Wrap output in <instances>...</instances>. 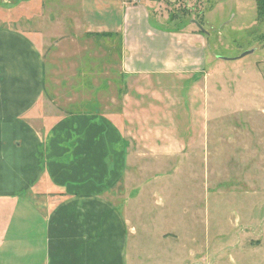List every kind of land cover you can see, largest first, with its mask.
I'll return each mask as SVG.
<instances>
[{"label": "rangeland", "instance_id": "1", "mask_svg": "<svg viewBox=\"0 0 264 264\" xmlns=\"http://www.w3.org/2000/svg\"><path fill=\"white\" fill-rule=\"evenodd\" d=\"M156 2L168 29L202 35L205 72L129 78L127 99L120 41L111 42L109 53L106 42L86 37L78 0H0V27L42 35L58 87L47 114L59 117L68 107L93 111L87 101L94 95L101 105L95 111L119 124L128 156L126 198L113 208L126 221L125 244L115 245L127 255L122 264H264V17L258 18V2ZM182 54L186 69L190 56ZM79 66L89 67L94 79L78 91ZM103 83L106 89H98Z\"/></svg>", "mask_w": 264, "mask_h": 264}, {"label": "crops", "instance_id": "2", "mask_svg": "<svg viewBox=\"0 0 264 264\" xmlns=\"http://www.w3.org/2000/svg\"><path fill=\"white\" fill-rule=\"evenodd\" d=\"M78 1L86 37L109 53L120 41L125 99L129 78L205 72L202 35L168 29L156 0ZM41 38L0 27V264H122L127 255L115 245L125 244L126 221L113 208L125 197L127 141L115 119L95 111L94 95L93 111L46 113L57 86ZM88 68H77L78 91L94 79Z\"/></svg>", "mask_w": 264, "mask_h": 264}, {"label": "trees", "instance_id": "3", "mask_svg": "<svg viewBox=\"0 0 264 264\" xmlns=\"http://www.w3.org/2000/svg\"><path fill=\"white\" fill-rule=\"evenodd\" d=\"M27 1L28 0H24V2ZM257 2H258V18L262 19V17H264V0H257ZM68 113L70 114V112Z\"/></svg>", "mask_w": 264, "mask_h": 264}, {"label": "water", "instance_id": "4", "mask_svg": "<svg viewBox=\"0 0 264 264\" xmlns=\"http://www.w3.org/2000/svg\"><path fill=\"white\" fill-rule=\"evenodd\" d=\"M249 53V52H248ZM248 53H246V54H248Z\"/></svg>", "mask_w": 264, "mask_h": 264}]
</instances>
